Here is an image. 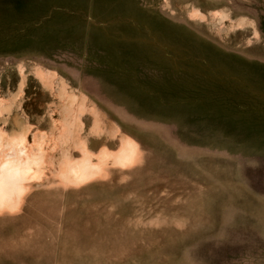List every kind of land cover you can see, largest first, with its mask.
Segmentation results:
<instances>
[{
    "label": "rangeland",
    "instance_id": "obj_1",
    "mask_svg": "<svg viewBox=\"0 0 264 264\" xmlns=\"http://www.w3.org/2000/svg\"><path fill=\"white\" fill-rule=\"evenodd\" d=\"M17 136L0 264H264V0H0Z\"/></svg>",
    "mask_w": 264,
    "mask_h": 264
},
{
    "label": "bare ground",
    "instance_id": "obj_2",
    "mask_svg": "<svg viewBox=\"0 0 264 264\" xmlns=\"http://www.w3.org/2000/svg\"><path fill=\"white\" fill-rule=\"evenodd\" d=\"M6 145L8 150L7 152H5L3 159H0V208H6V206H10L14 199L21 193H23L20 186V183H23L21 181L24 180V178L26 180L27 178L29 179V177L34 178V176L39 171H41L42 164V152L38 149H34V151H32V154H28L24 159L21 158L22 155L26 152V144L23 137L17 136L14 140H12V142ZM84 169L86 170V168ZM74 170H76L75 167ZM87 172L88 171L85 172L83 170L81 172L75 171V173H77L79 176L81 175L83 178H86ZM68 174L70 173L68 172ZM72 177H74V175Z\"/></svg>",
    "mask_w": 264,
    "mask_h": 264
}]
</instances>
